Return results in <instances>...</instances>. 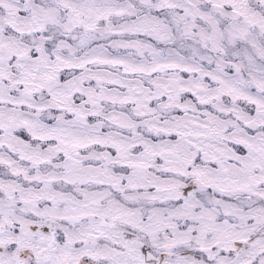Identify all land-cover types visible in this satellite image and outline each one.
<instances>
[{"label":"snow or ice","instance_id":"obj_1","mask_svg":"<svg viewBox=\"0 0 264 264\" xmlns=\"http://www.w3.org/2000/svg\"><path fill=\"white\" fill-rule=\"evenodd\" d=\"M0 264H264V0H0Z\"/></svg>","mask_w":264,"mask_h":264}]
</instances>
